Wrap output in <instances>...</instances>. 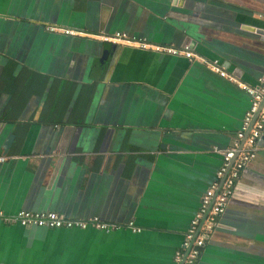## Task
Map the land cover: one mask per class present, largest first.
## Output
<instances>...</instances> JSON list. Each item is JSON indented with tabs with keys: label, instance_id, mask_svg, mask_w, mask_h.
Wrapping results in <instances>:
<instances>
[{
	"label": "crops",
	"instance_id": "0c3cea01",
	"mask_svg": "<svg viewBox=\"0 0 264 264\" xmlns=\"http://www.w3.org/2000/svg\"><path fill=\"white\" fill-rule=\"evenodd\" d=\"M263 74L264 0H0V210L115 225L0 222V264H172ZM197 264H264V141Z\"/></svg>",
	"mask_w": 264,
	"mask_h": 264
},
{
	"label": "built area",
	"instance_id": "2783aa9c",
	"mask_svg": "<svg viewBox=\"0 0 264 264\" xmlns=\"http://www.w3.org/2000/svg\"><path fill=\"white\" fill-rule=\"evenodd\" d=\"M64 33L73 34L74 32L64 30ZM101 39L105 42L121 41L141 49L184 56L190 60L195 58L187 44L181 47L156 45L145 39L129 36L124 32H116L113 36L101 35ZM207 63L219 75L235 81L234 77L229 76L217 60ZM240 86L250 96V106L244 114L241 127L236 132L232 144L220 151L221 164L216 172V178L202 195L199 209L185 233L181 246L174 253L172 264H197L203 248L215 227L218 226L220 217L232 199L235 186L242 172L260 149V140L264 133V74L257 79L256 85L240 84ZM3 159L0 158V160ZM0 222L48 228H84L89 224L104 229L115 227L114 224L101 223L97 218L88 221L70 219L55 211L20 210L14 215L7 216L0 210ZM133 229L139 231L138 228Z\"/></svg>",
	"mask_w": 264,
	"mask_h": 264
},
{
	"label": "water",
	"instance_id": "95a60500",
	"mask_svg": "<svg viewBox=\"0 0 264 264\" xmlns=\"http://www.w3.org/2000/svg\"><path fill=\"white\" fill-rule=\"evenodd\" d=\"M113 46V45H112ZM256 117V116H255ZM13 135L11 134V135H9L8 137H7V139L5 140V142H4V149L5 150H8L9 149V147L11 146V143H12V141H13ZM263 141H264V136H262V138H261V140H260V144L261 143H263Z\"/></svg>",
	"mask_w": 264,
	"mask_h": 264
}]
</instances>
